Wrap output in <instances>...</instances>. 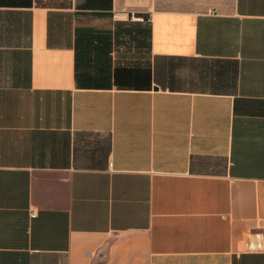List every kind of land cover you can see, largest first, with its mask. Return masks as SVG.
<instances>
[{
  "label": "crops",
  "instance_id": "obj_1",
  "mask_svg": "<svg viewBox=\"0 0 264 264\" xmlns=\"http://www.w3.org/2000/svg\"><path fill=\"white\" fill-rule=\"evenodd\" d=\"M0 264H264V0H0Z\"/></svg>",
  "mask_w": 264,
  "mask_h": 264
},
{
  "label": "built area",
  "instance_id": "obj_2",
  "mask_svg": "<svg viewBox=\"0 0 264 264\" xmlns=\"http://www.w3.org/2000/svg\"><path fill=\"white\" fill-rule=\"evenodd\" d=\"M31 217H32V219H35V218H37L38 217V213L37 212H32L31 213Z\"/></svg>",
  "mask_w": 264,
  "mask_h": 264
}]
</instances>
